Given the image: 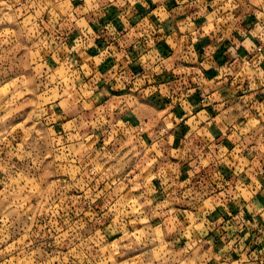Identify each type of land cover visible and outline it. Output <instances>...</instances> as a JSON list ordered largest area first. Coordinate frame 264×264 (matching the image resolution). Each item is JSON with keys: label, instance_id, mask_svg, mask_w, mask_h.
Returning <instances> with one entry per match:
<instances>
[{"label": "clouds", "instance_id": "clouds-1", "mask_svg": "<svg viewBox=\"0 0 264 264\" xmlns=\"http://www.w3.org/2000/svg\"><path fill=\"white\" fill-rule=\"evenodd\" d=\"M262 245L264 0H0V264Z\"/></svg>", "mask_w": 264, "mask_h": 264}, {"label": "crops", "instance_id": "crops-1", "mask_svg": "<svg viewBox=\"0 0 264 264\" xmlns=\"http://www.w3.org/2000/svg\"><path fill=\"white\" fill-rule=\"evenodd\" d=\"M196 23H198V24H203V20L196 21ZM133 24L135 25V21H133ZM169 35H170V34H169ZM100 43H102V42H100ZM206 43H207L206 40L201 41L199 44L196 45L197 49H198V50H199V49H202L203 46H204ZM157 47H158L162 52H164V53H166V54H169V49H168V47H167L166 44L161 43V44H158ZM216 59H217L221 64H223V63L226 62L225 58L223 57V50H222L221 52H218V53H217V55H216ZM108 63L111 64L112 61H109ZM135 71H139V69H135ZM205 75H206L207 77H209V78H212V77H214L215 75H217V73L215 72V70H213V71H211V72H207V73H205ZM222 91H223V90H222ZM194 99H197V100H198V99H199V94H197V96L194 97ZM209 111H211V110L209 109ZM176 112H177L178 115L182 114V113H181V110H180L179 108L176 109ZM183 130H184L185 132L187 131L186 128H184ZM213 130H214V129H213ZM225 143H226V145H227V142H225ZM229 146H230V145H229ZM183 178H186V177H182V179H183ZM217 214H219V213H217ZM217 242L219 243V241H217ZM261 247H264V245H262ZM233 255H234V259H239V257H236V256H235V254H233Z\"/></svg>", "mask_w": 264, "mask_h": 264}, {"label": "built area", "instance_id": "built-area-1", "mask_svg": "<svg viewBox=\"0 0 264 264\" xmlns=\"http://www.w3.org/2000/svg\"><path fill=\"white\" fill-rule=\"evenodd\" d=\"M257 250L255 247L253 248V251Z\"/></svg>", "mask_w": 264, "mask_h": 264}, {"label": "rangeland", "instance_id": "rangeland-1", "mask_svg": "<svg viewBox=\"0 0 264 264\" xmlns=\"http://www.w3.org/2000/svg\"><path fill=\"white\" fill-rule=\"evenodd\" d=\"M127 259V258H126Z\"/></svg>", "mask_w": 264, "mask_h": 264}]
</instances>
